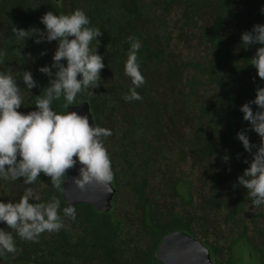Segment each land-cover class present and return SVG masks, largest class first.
<instances>
[{
	"label": "trees",
	"instance_id": "obj_1",
	"mask_svg": "<svg viewBox=\"0 0 264 264\" xmlns=\"http://www.w3.org/2000/svg\"><path fill=\"white\" fill-rule=\"evenodd\" d=\"M77 8L103 32L97 38L105 63L99 87L79 93L74 104L89 101L97 126L112 132L101 137L114 172L111 209L72 204L73 221L63 215L70 202L62 184L54 188L50 177L41 173L32 185L23 177L0 179L3 202H18L27 188L41 198L31 203L56 196L66 225L32 242L0 222L18 249L15 257L0 255V264H163L158 247L173 230L201 239L215 264H264V206L252 210L238 179L257 150L246 151L238 133L260 143L240 107L264 87L250 64L260 45L245 49L241 36L264 24V0H0V71H11L21 89L18 111L36 110L35 98L55 79L58 69L51 77L39 69L53 65L58 41L21 39L12 26L35 27L46 37L40 19L46 12ZM129 36L142 44L138 58L146 81L136 89L142 99L130 102L124 99L133 87L124 71ZM24 71L36 81L32 89ZM52 107L66 113L68 105L61 96ZM240 246L242 257L235 256Z\"/></svg>",
	"mask_w": 264,
	"mask_h": 264
},
{
	"label": "clouds",
	"instance_id": "obj_2",
	"mask_svg": "<svg viewBox=\"0 0 264 264\" xmlns=\"http://www.w3.org/2000/svg\"><path fill=\"white\" fill-rule=\"evenodd\" d=\"M261 11L264 12V8ZM40 19L47 29L46 37L43 31L35 27L26 30L13 25L11 31L21 39L37 36L36 43L43 39L57 40L53 65L41 67L39 71L51 77L52 68L58 70L43 95L35 98L36 110L26 114L18 111L24 97L12 72L0 71V179L16 181L23 177L25 184L32 185L43 173L51 178L53 187L59 190L68 169L76 163L74 157H78L84 167L80 169L81 175L75 184L81 190H86L88 185L98 183L111 191L114 172L104 140L101 139L111 136V130L93 127L87 116L76 111L58 113L52 107L53 101L61 96L65 98L66 106L73 105L79 93L99 87L100 73L105 63L97 51V38L103 32L89 26V17L79 8L59 15L48 11ZM126 39L130 48L124 71L131 78L133 87L124 99L130 102L142 99L136 89L146 81L138 58L142 44L132 36ZM94 40L97 44L92 47ZM241 41L245 49L253 44L260 45L250 64L257 69L259 78L264 80V24H255L251 31L243 32ZM4 55L0 51V58ZM65 60L66 65L62 63ZM0 63H3L2 59ZM78 75H82V79H78ZM23 81L28 89L36 86L30 71L23 72ZM252 105L257 106L256 111H253ZM240 111L244 114L243 119L250 123L251 130L260 137V143L256 146L244 131L238 133V139L246 151L252 153L253 147L257 149L250 166L238 178L239 183L247 189L252 210L255 211L264 206V87H257L255 99L241 105ZM223 159L227 161L228 155ZM245 163L248 161L245 160ZM33 198L37 201L41 199L39 195L34 197L32 188H27L18 202L0 201V222H5L21 240L38 242L41 234L59 232L66 225L59 212L60 199L53 196L46 203H31ZM63 215L73 221L76 219V209L71 203L63 208ZM17 251L12 232L0 228V255L11 253L15 257Z\"/></svg>",
	"mask_w": 264,
	"mask_h": 264
},
{
	"label": "water",
	"instance_id": "obj_3",
	"mask_svg": "<svg viewBox=\"0 0 264 264\" xmlns=\"http://www.w3.org/2000/svg\"><path fill=\"white\" fill-rule=\"evenodd\" d=\"M78 79H82V75H78ZM67 111H76L82 116H87L90 125L97 126L89 101L68 105ZM74 159L75 165L68 169L62 181L65 197L71 204L90 203L99 210L109 211L116 192L113 182L110 184L111 191L98 183L90 184L86 190H81L75 184V180L80 178V169L84 166L79 162L78 157ZM157 253L158 259L163 264H215L207 245L183 230L167 233L159 244Z\"/></svg>",
	"mask_w": 264,
	"mask_h": 264
},
{
	"label": "rangeland",
	"instance_id": "obj_4",
	"mask_svg": "<svg viewBox=\"0 0 264 264\" xmlns=\"http://www.w3.org/2000/svg\"><path fill=\"white\" fill-rule=\"evenodd\" d=\"M200 184V186H201V182H199V183H197V185H196V187L198 186ZM244 248L242 247V246H240V247H237V249H235V256H239V254H241V257L244 255ZM246 260H247V258H246ZM247 263L249 264V262H248V260H247ZM250 264H256V261H251V263Z\"/></svg>",
	"mask_w": 264,
	"mask_h": 264
}]
</instances>
